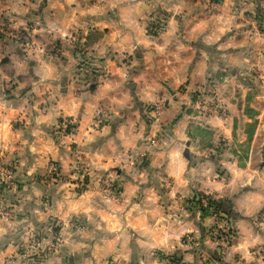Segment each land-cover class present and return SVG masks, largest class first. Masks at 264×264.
I'll use <instances>...</instances> for the list:
<instances>
[{"label": "crops", "instance_id": "1", "mask_svg": "<svg viewBox=\"0 0 264 264\" xmlns=\"http://www.w3.org/2000/svg\"><path fill=\"white\" fill-rule=\"evenodd\" d=\"M214 3L0 0V264H264V0Z\"/></svg>", "mask_w": 264, "mask_h": 264}, {"label": "built area", "instance_id": "2", "mask_svg": "<svg viewBox=\"0 0 264 264\" xmlns=\"http://www.w3.org/2000/svg\"><path fill=\"white\" fill-rule=\"evenodd\" d=\"M262 25H263L262 29L264 30V20H262ZM159 27H161V26H159ZM2 32L4 33L5 30L3 29ZM8 32L11 35H13L14 38H16L19 41H21V43H24V45L26 44L27 38L29 36V34L26 31H17V32L12 33V32H10V30H8ZM164 105L165 104H164V102L162 100H157L150 107L151 111L154 113V115L156 117L161 113ZM99 116H100V112L95 114V118L94 119L95 120L100 119ZM51 170L53 172H55L56 171V167L53 165L51 167ZM10 175H11V168L10 167H0V177L2 178V180H6L8 183L11 184ZM216 219L218 220V219H222V218L221 217H217ZM219 228L220 227H217L216 231ZM59 236H60V233L57 232V234H56V236H54V238L57 240L59 238ZM53 247H54L53 242L50 243L49 246H46V244L44 242H42L40 239H32L25 246H23L22 251H21V257L22 258H27V257H32L34 255H39V254H41V251H43V250L46 251V250H49V249H51ZM10 264H21V261L12 259L10 261Z\"/></svg>", "mask_w": 264, "mask_h": 264}, {"label": "rangeland", "instance_id": "3", "mask_svg": "<svg viewBox=\"0 0 264 264\" xmlns=\"http://www.w3.org/2000/svg\"><path fill=\"white\" fill-rule=\"evenodd\" d=\"M215 3H214V5L215 4H217V3H219V0H213ZM241 13H242V11H241ZM243 17V16H242ZM262 20H264V17H261V21H259V27L262 29V24H261V22H262ZM162 22L160 21V19L159 18H157L155 21H152V23H148V26H149V28H147V32H149L150 33V35H152V36H155V35H157V34H159L160 32H161V30H162V26L160 25ZM159 26H161V27H159ZM152 33V34H151ZM152 106V105H151ZM150 110H151V108H150ZM55 166L56 167V171L55 172H53L52 170H51V167L52 166ZM0 166H2V167H10L11 168V175H10V180H11V184L10 183H8L6 180H2V178L0 177V196L1 197H3L2 196V194L3 195H5V191H7V190H9V189H11V187H13L14 186V183H15V181H14V169H13V164L11 163V164H6L5 163V165H0ZM49 168H50V173L52 172V173H55L54 174V176L55 175H57L58 174V166H57V164H55V163H51L50 164V166H49ZM47 176H48V174H47ZM2 200L0 199V208H2L3 207V204H2ZM201 208H208V206H207V204H206V201L203 199L202 201H201ZM5 207V206H4ZM199 208V207H198ZM201 208H199V209H201ZM4 211V212H3ZM8 212V209H2V212L5 214V212ZM218 216H221V215H219L218 214ZM222 218V217H221ZM216 220V224H215V226L214 227H212V230H211V233H212V235L215 237V239H217V240H220L221 241V243L222 244H226L227 243V240H229V239H231V236H233V235H228V238H224V237H219V229L221 228L223 231H225V233H227L228 234V226H229V222H227L228 220L227 219H215ZM227 220V221H226ZM229 223V224H228ZM217 227H220L217 231H216V228ZM190 237H188V240L189 241H186V239H184V241L183 242H185V243H187V244H192V239L190 240L189 239ZM33 239H37V238H33ZM32 240V239H31ZM22 248H23V246L21 247V249H20V251H19V255H20V257H21V251H22ZM13 258L12 257H9V259H8V261L10 262L11 260H12ZM15 259V258H14ZM10 264V263H9ZM21 264H22V261H21Z\"/></svg>", "mask_w": 264, "mask_h": 264}, {"label": "trees", "instance_id": "4", "mask_svg": "<svg viewBox=\"0 0 264 264\" xmlns=\"http://www.w3.org/2000/svg\"><path fill=\"white\" fill-rule=\"evenodd\" d=\"M203 199L206 201L207 206L212 211H214L215 213H218L219 215H220V213H225L229 217L228 208L225 207L224 204L220 200L214 199L210 195L198 194V196L196 198H193L192 201H190V202L193 204V206L201 208L200 205H201V201ZM201 209H203V208H201ZM225 214H223V216H225ZM233 234H234V229L231 226V224H229V226H228V234L225 233V231H223L222 229H219V237L228 238V235L230 236Z\"/></svg>", "mask_w": 264, "mask_h": 264}]
</instances>
